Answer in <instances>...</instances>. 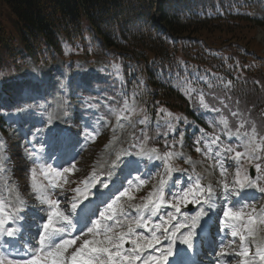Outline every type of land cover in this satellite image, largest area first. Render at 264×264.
<instances>
[{
	"label": "trees",
	"instance_id": "obj_1",
	"mask_svg": "<svg viewBox=\"0 0 264 264\" xmlns=\"http://www.w3.org/2000/svg\"><path fill=\"white\" fill-rule=\"evenodd\" d=\"M263 3L0 0V78L4 79L0 83V108L18 101L30 88L31 82H22L19 74L23 79L35 73L34 68L60 58L67 60L71 69L76 65L82 72H88L81 66L84 62L87 66L94 61L105 62L106 69L111 67L108 72L98 70L92 76L80 73L77 78L117 98L113 111L127 102L130 109L141 108L148 122L169 111L182 116L179 124L187 121L190 126L203 127L196 117L207 110L198 103L201 94L206 104L221 109L209 110L218 123L221 114L229 119L231 112H236L242 98L255 95L254 112L247 105L242 113L250 121L260 122L264 57L254 51L258 47L254 37L257 28H264ZM229 81L231 87L226 88ZM232 94L233 100H225ZM113 111L110 103L108 116ZM185 142L192 149L193 138L186 134ZM157 146L164 147L161 143Z\"/></svg>",
	"mask_w": 264,
	"mask_h": 264
},
{
	"label": "snow or ice",
	"instance_id": "obj_2",
	"mask_svg": "<svg viewBox=\"0 0 264 264\" xmlns=\"http://www.w3.org/2000/svg\"><path fill=\"white\" fill-rule=\"evenodd\" d=\"M209 87H212L211 83ZM225 87L230 88L231 81ZM200 104L204 109L221 112L220 108L206 104L203 94ZM220 104L228 108L223 99H220ZM131 112L132 109L125 102L117 115V126L130 127L133 131L129 132L127 146L115 149V159L109 168L114 170L122 156L135 155L140 161H160L163 171L158 168L156 173H138L128 179L127 186L121 185L115 192L107 194V199L102 201L103 211L91 208V201L84 203L97 184L103 188L109 187L97 174L95 166L76 187L65 189V185L77 183L69 179L76 171L74 163L61 169L41 166L39 175L47 181L44 183L37 179L36 161L33 160L29 187L35 199L45 205L39 211L45 213L46 218L36 220L33 225L36 232L28 231L21 224L25 219L21 213L27 210V202L20 195L18 185L9 183L8 157L0 154V180L3 181L0 188V264H168L177 243L190 250L194 248L196 230L209 211H217L218 199L229 201L230 197H240L248 190L264 194V135L258 132L255 122L240 120L233 129L227 117L221 114L219 123L223 125V134L229 140L235 137V142L222 141L221 135L215 132L214 124L210 125L213 133H205L201 129V137L194 142L195 151L205 159L214 161L210 167L219 170L220 178L216 185L222 195L217 197V187L211 182L204 184V177L197 174L194 167L186 185L177 181L169 189L172 174L187 171L178 169L175 162L183 158L185 164H191L190 158L175 150L178 143L182 147L183 134L181 141L173 137L171 145L165 139L166 150L161 152L149 143L148 117L145 115L133 122ZM231 115L239 117L240 113L231 112ZM122 120L127 121V125L121 123ZM246 123H251L250 131ZM137 124L145 125L139 129L138 135ZM169 127L175 130L171 122ZM96 134L92 133L93 136ZM116 139L118 137L113 138V144ZM213 147L216 151H213ZM28 155L31 157V153ZM229 160L234 163L231 180L228 179L231 165L226 166ZM246 164L255 169V176L249 173ZM157 174L160 176L158 183L140 197V203H133L137 199L136 194ZM112 175L113 172L109 171L108 177ZM57 188L70 190L72 196L65 197L63 201L56 198L54 192ZM260 198L253 196L237 201L238 207L231 202L223 207L220 219L222 237L219 251L215 253L217 264H232L233 260L235 264H264V236L260 235L264 229L257 227L264 226V206L256 207V201ZM62 203H67V208L61 207ZM189 206L197 208L194 214L183 211ZM228 236L232 239H227ZM165 240L168 242L166 246ZM227 257L231 259H225Z\"/></svg>",
	"mask_w": 264,
	"mask_h": 264
},
{
	"label": "rangeland",
	"instance_id": "obj_3",
	"mask_svg": "<svg viewBox=\"0 0 264 264\" xmlns=\"http://www.w3.org/2000/svg\"><path fill=\"white\" fill-rule=\"evenodd\" d=\"M262 8H264V3L262 5ZM4 15L6 17H9V14L6 10H4ZM6 27L8 29L11 28L9 24L8 25L6 24ZM254 40H255V43L258 45L257 48H254V51L258 55L264 57V28L256 29ZM59 59L60 58H58V60H56L55 62H52L50 65L46 67L34 68L36 70L35 71L36 78L39 79V81L36 82L37 84L34 82L33 89H26V93L27 95L29 93L31 94L38 93L36 95H41V97L32 96L31 94H30L31 96H27L25 100L23 101L24 105L21 108L19 107L20 109L17 110V114L20 115L21 119L20 121L17 122V125L15 126L16 128L10 131L9 126L6 125V128L8 129L7 138L4 139L0 135V154L7 155L12 160L11 166L13 168H12V171L7 172V177L9 178V180L11 179V177L16 179L17 183L19 184L18 187L21 190L20 192L26 195L29 201V205L32 206L34 213L42 217L46 216V214L43 212H40L39 209L44 208L45 205L40 204L35 199V197L31 194V190L29 187V184H30L29 176H30L31 169L34 167V165L32 163L31 157H29L28 155L29 152L27 150L25 141L23 139V135L30 134L28 126H24V125H28V124L32 125L33 119L36 122L39 121V122H44V123H49L51 120H55V119L63 120L64 111L67 112V118H68L67 122L74 123V132H75V139H76L75 142L77 143L78 158L74 162L69 161V162H65L64 164V167L70 166L73 163L76 165V171L74 175L69 177V179L77 182L71 185H65V189H69L70 187L73 188L75 185H77L80 180H83L87 175H89L93 171L94 166H95L96 172L101 173L102 176L108 175V172L111 170L109 168V165L111 161L115 159V149L119 147H126L128 139H129V132L133 131V129H131L130 127H125V128L118 127L117 120H116V121H113V123L110 124L108 127L106 125L104 126L100 125L97 129V132H98L97 136L96 135L93 136L89 130L91 129L95 130L94 127L89 129L87 126L88 124H86L87 117H89L88 113H83L85 117H83L82 119H79L78 115L80 114H77L74 112L75 116L73 119H71L72 105L68 100L67 94L69 90L67 88V83L69 85V89L71 90V88L73 87L75 92H78V91L87 92V90L82 88V86L85 87V84L82 85L79 82V79L77 78V76H76L77 80H75V83H74L75 85H72V79L74 77L73 75L71 76L72 77L71 80L66 81L68 79V75H69L68 73L71 68L69 67L68 63L66 64L67 60L61 59L62 60L61 62ZM257 60L262 62V59L260 57H258ZM250 64L253 65L252 63ZM243 71H244V68H243ZM260 71H258L259 74H261ZM0 79H1V82H3L4 79L2 78ZM27 79L33 80L34 75L30 74V76H28ZM23 80H25V78L21 79V81ZM40 83H43V85H41ZM94 85H96V83H94ZM61 93L63 95V99L61 97ZM105 95L106 93H103L102 97L105 98L106 97ZM228 97H231V99H228ZM228 97L226 96L225 100L231 101L234 98L233 94L232 96H228ZM254 98H255V95L245 96L244 98H242L241 106L235 107V111L239 112L240 116L232 117V115H230L231 119L230 118H229L230 120L228 119L230 127L235 129V126L237 125V123L240 120H242L241 115L243 114L242 112L247 105L251 106V111L253 110V108L256 106L254 104L255 101H253ZM39 101L41 103H39ZM199 101H200V98H199ZM205 101L206 100H204V102ZM2 114L3 113L0 111V118ZM169 114H171V116H169ZM259 115L262 117V120L260 122L256 119H253L251 122H255L258 132L264 135V108H262L261 113ZM161 116L163 119L171 121L174 125L179 124V122L183 120L180 114L169 112V111H162ZM243 116H244V121H250L247 115L243 114ZM143 117H144V114L141 108L132 109L131 119L133 122H135L136 119L143 118ZM158 117H159V112H158ZM90 119L95 120L94 117H90ZM121 123L127 125V121H124ZM81 125H83L84 130L82 134L80 135ZM22 126H24V128L21 131L20 127ZM114 128H115V132L113 131ZM246 128L250 131L251 123H246ZM114 137H118V139H116L115 143L113 144L112 141ZM86 141H90V144H85L84 142ZM178 141H181V138H179ZM7 146L9 147V151L6 149ZM106 146H109V147L106 148ZM156 147L159 150H161L158 146ZM175 150L183 152L184 157L191 159V164H185L183 162V158L179 159L180 161L177 160L175 162V166L177 168L180 169V168L187 167V171L191 172L192 174V169L194 167L195 172L197 174H200L202 177H204L202 181L204 184H208L211 182L214 187H217L216 181L220 178L219 170L216 168L210 167V164L214 163V161H209L205 159L202 155L201 157H197L195 154H193L192 152L190 153L187 149H185V147L184 149L176 148ZM73 151H75V149ZM122 157H124L125 160L122 161ZM122 157H121V162L118 164V166H122L123 164L129 162L127 165L128 167H134L136 169H139L140 164L136 156H122ZM154 164L156 165L157 169L161 168V171H163V166L160 161H154ZM245 167H248V170H252L254 172V168L249 167L247 164L245 165ZM39 168L40 167H36L37 173H38L37 179L38 181H43L44 183H46L43 176L39 175ZM141 170L143 173L151 172V171H147L146 169H141ZM233 171H234V167H231V168L229 167V172H228L229 180H231L232 178V175L234 173ZM153 173H156V172H153ZM10 175L12 176L10 177ZM179 175L180 174L177 172L176 176L171 177V179L178 177ZM121 177L123 178L121 182L124 184L126 182L127 175L122 174ZM159 178L160 176L159 174H157L152 180H150L147 186H145L140 192L136 194L137 199L133 201V203H140L141 202L140 197L145 196L146 195L145 193L151 190L152 185L158 183ZM168 187L169 189L172 188L171 186H168ZM69 192L70 190L61 191V189H59V194L63 197H66L67 194H69ZM219 192H220V189L217 187L218 195H219ZM261 202L264 204V200ZM129 211L131 212V209ZM166 211H173V210L167 209ZM36 220H39V219L36 218ZM36 220H34L33 224L36 223ZM257 227L264 229V226H257ZM260 235L264 236V230L260 231ZM237 243H238V240H237ZM252 251L254 252L255 249L252 248ZM229 259H231V257H229ZM232 264H235V260L232 261Z\"/></svg>",
	"mask_w": 264,
	"mask_h": 264
},
{
	"label": "bare ground",
	"instance_id": "obj_4",
	"mask_svg": "<svg viewBox=\"0 0 264 264\" xmlns=\"http://www.w3.org/2000/svg\"><path fill=\"white\" fill-rule=\"evenodd\" d=\"M176 247H177V250H178L179 252H178V254L176 255V257H175L174 259H172V261H174L175 259L179 258L182 254L188 252V251H186L188 248H187L186 246H184V245H179V244L177 243ZM215 260H216V259H215ZM172 261H171V262H172Z\"/></svg>",
	"mask_w": 264,
	"mask_h": 264
}]
</instances>
